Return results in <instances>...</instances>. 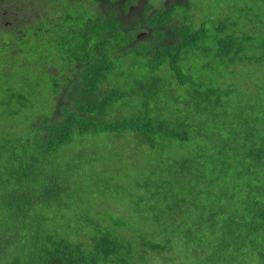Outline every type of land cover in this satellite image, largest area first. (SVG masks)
<instances>
[{
	"label": "trees",
	"instance_id": "obj_1",
	"mask_svg": "<svg viewBox=\"0 0 264 264\" xmlns=\"http://www.w3.org/2000/svg\"><path fill=\"white\" fill-rule=\"evenodd\" d=\"M197 5L0 0V264H264V0ZM102 135L174 155L85 195Z\"/></svg>",
	"mask_w": 264,
	"mask_h": 264
},
{
	"label": "rangeland",
	"instance_id": "obj_2",
	"mask_svg": "<svg viewBox=\"0 0 264 264\" xmlns=\"http://www.w3.org/2000/svg\"><path fill=\"white\" fill-rule=\"evenodd\" d=\"M155 2H160L162 0H154ZM198 2V7H194L192 10V18H194L195 25H199L204 21V19L207 20V27L212 28L215 24L214 17L219 9L224 7V5H207L208 3L212 2H223L226 0H195V2ZM228 1V0H227ZM222 6V8H221ZM227 6V5H226ZM220 11V12H221ZM6 14V12H4ZM12 13V23L16 22L17 20H20L21 11L20 10H11ZM181 11L178 10V14H180ZM3 14L0 11V15ZM4 20L3 18H0V23H2ZM217 67V66H216ZM218 71H225L224 68L217 67ZM242 73L239 74V78L237 81H242L243 79L250 78L251 85H254L255 83L259 82L258 80H263V75L254 73L249 74V69H244L241 71ZM215 79L213 83L216 85H219V76H213ZM237 79V77H236ZM258 94H256L258 99ZM252 120V118H250ZM120 137L123 139L122 136H117L114 138V142L117 146L123 143V140L120 139ZM85 144L87 145L88 149L86 150L87 158H89V163L92 164L91 166L85 167L82 171L78 172L74 175L72 184L75 183L77 185H82L88 190L85 191V195H89L91 193H97L101 194L102 191V185L106 184L107 182H111L114 184H128L133 181H139L141 176L139 175V172L142 170L144 174L148 173L150 169L159 171L161 166L164 162H166L169 159H172L174 154L167 153L160 154L157 153L155 157L149 161V154L146 153V150H142L141 153H139L136 157H131L136 155V152H139L136 147L132 143H129L127 146L123 147H114L111 143L110 139L105 135L93 138V137H86L83 139ZM75 149V148H73ZM193 153L197 152L199 154L202 153V150L200 148H194L192 149ZM79 153H71L70 155H64V161L70 162L74 156H76ZM72 157V158H70ZM68 158H70L68 160ZM149 161V162H148ZM148 162V163H147ZM228 162H231V160H228ZM73 164L77 165H85V160L81 162H75ZM87 164V163H86ZM141 167V169H140ZM147 167H149L148 170H145ZM230 182V179L226 180V184ZM225 184V183H224ZM120 195L112 197V200H115L116 206L113 207V210L118 215H123L125 213H129L130 209L125 206V204L119 203ZM206 198V197H205ZM204 198V199H205ZM203 199V200H204ZM91 202H95L97 205L99 204L98 199L96 197H93ZM206 203V206L210 208L209 206V200L205 199L203 201ZM99 206H97L98 208ZM199 214H204V207L199 208L198 212Z\"/></svg>",
	"mask_w": 264,
	"mask_h": 264
}]
</instances>
